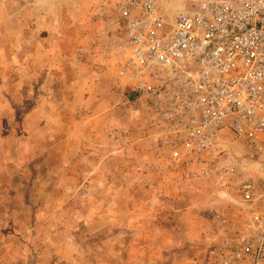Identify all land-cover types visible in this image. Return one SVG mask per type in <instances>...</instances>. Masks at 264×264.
I'll return each instance as SVG.
<instances>
[{"label":"rangeland","instance_id":"374dc122","mask_svg":"<svg viewBox=\"0 0 264 264\" xmlns=\"http://www.w3.org/2000/svg\"><path fill=\"white\" fill-rule=\"evenodd\" d=\"M115 18L103 0H0V264H233L225 243L263 198L218 175L252 148L226 134L218 164L170 161L119 75Z\"/></svg>","mask_w":264,"mask_h":264},{"label":"built area","instance_id":"2783aa9c","mask_svg":"<svg viewBox=\"0 0 264 264\" xmlns=\"http://www.w3.org/2000/svg\"><path fill=\"white\" fill-rule=\"evenodd\" d=\"M103 2L116 14L104 36L119 75L153 105L170 161L215 165L226 134L249 142L250 155L227 157L218 178L263 205L225 244L233 264H264V0Z\"/></svg>","mask_w":264,"mask_h":264}]
</instances>
